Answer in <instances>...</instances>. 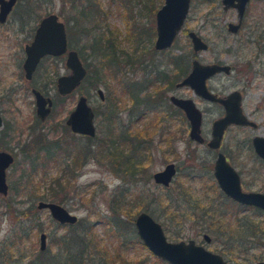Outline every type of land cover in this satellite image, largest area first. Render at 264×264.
I'll use <instances>...</instances> for the list:
<instances>
[{
  "label": "rangeland",
  "instance_id": "374dc122",
  "mask_svg": "<svg viewBox=\"0 0 264 264\" xmlns=\"http://www.w3.org/2000/svg\"><path fill=\"white\" fill-rule=\"evenodd\" d=\"M99 1L101 2L100 16L96 14L88 22L75 15V10L71 8V3L67 0H21L20 5L18 2L17 7L8 15L7 23L0 24V112L3 120V126L0 128V151L9 152L14 156V162L6 173L8 194L7 196L0 195V264H3L4 257L9 259L8 264H30L31 261L41 259L42 254L54 258L59 249L55 247V240H59L69 232L68 226L71 225L62 226L61 229L56 230V222L51 219L48 211L37 209L39 202L46 201L36 199L34 187L25 189V177L29 172L26 163L29 161L28 158L36 156L35 141L38 138L46 143L60 140V144L68 149L66 153L73 151L76 146L82 147L86 144L87 141L84 138L72 136V132L66 125L68 116L74 110L80 96L87 98L93 112L95 109L102 110L105 103H103L104 100L101 101L96 91L100 89L106 99L108 90L105 87L110 84L108 88L112 90L114 85H117L109 80L106 68L99 69L101 52L98 43L93 42L97 35L83 31L88 28L91 30L96 23L104 27L98 33H105V39L112 42V49L118 55L116 63L119 64L118 70L121 76L128 77L130 80L141 82L142 70L150 69L151 65L158 67L169 80L173 79L175 74L168 64V58L177 55L184 57L185 62H188V55L193 54L187 36V33L191 31L208 44V51L200 53L197 57L201 64L220 62L230 66L246 61L254 63L250 78L241 77L235 69L230 76L219 75L212 78L207 82V86L220 97L235 90L241 92L242 111L257 127L227 128L222 142V152H226L232 167L239 173L244 192H264V162L256 158L251 147L253 137H264V65H261L264 63V55L259 58L255 48L250 46L239 50L237 54L234 51H227L229 48H236L242 39L247 40L256 23L262 22L264 25L262 4L264 0H251L243 20L242 27L243 25L244 27H241L235 35L227 31L229 23L236 24L237 22L234 10L224 12L221 0H190L183 29L166 51H156L153 48L156 35L151 43L145 35L149 34L150 28L155 30V14L163 5L164 0ZM20 13L26 14V21L30 20L27 32L25 30L18 32V29H21L18 22ZM51 13L58 15L60 21L65 24L68 43L71 41V49L80 53L79 57L88 71L86 75L90 72L92 77L89 79L90 83L83 82L75 92L57 101L56 79L70 72L64 65L65 56L55 58V89L50 86L47 91L52 99L55 95L57 103L46 122L41 123L35 115L34 100L29 91L31 85L23 76L24 54L22 49L31 40L37 21ZM259 15H262L260 20ZM135 27H140L141 32L144 31L137 42L132 36ZM91 47L95 49L94 53ZM131 54L140 57L141 64L139 62L132 63V65L125 64L124 60H129L128 55ZM192 59L191 56L188 71H190ZM134 60L132 58V61ZM46 63L43 65L47 66ZM50 77L52 78V75ZM36 79L38 77L34 78V82ZM172 93L191 99L196 108L201 111V136L205 142L209 141L212 122L224 116L222 107L202 101L189 88L176 89ZM170 95L173 94H168ZM125 106L127 108V105ZM148 117L151 119L152 115L148 114ZM122 118L124 121L126 115L122 114ZM100 122V119L94 116L96 135L99 130H102L98 126ZM142 127L143 123L138 124L137 128ZM175 146L182 159L179 162V173L170 189L156 186L152 181L154 173L162 171L167 163L173 162L168 154L164 157L163 147L157 148L156 145H152V155L144 162V174L136 179L138 181L131 183H128L129 179L123 180L116 176L108 163H102L93 158L92 152V155L78 170L73 188L68 192L69 200L59 205L77 216L75 225L78 224L79 227L76 230L81 233V226L90 223L97 224L99 219L104 217L110 218L112 214L109 206L117 189L131 185L128 200L132 199L129 196L132 197L133 193V197L139 198L144 207L130 214L124 211L118 212L119 215H123L121 221L127 226L123 230L131 244L128 245V255H121L123 259L119 257L113 264H130V262L136 264L135 260H139L140 264H157L155 261L157 258L150 254L144 246L137 244L138 236L135 232L134 220L141 212L148 213L161 225L169 242L194 240L208 251L222 256L228 264L264 262V212L252 209L235 211L226 201L224 203L227 205L219 204L220 190L212 174L216 153L209 150L206 144L199 145L191 142L188 134L186 140L177 142ZM24 147L25 151L22 150ZM242 149L243 153H241ZM24 153L27 154L24 155ZM237 153L240 154L239 157L237 156L239 159L236 157ZM51 173L55 176V165ZM188 179L191 180L188 181ZM35 182H38L37 177H35ZM35 185L39 187L38 189L44 188L38 183ZM204 187L210 189H202ZM184 188L191 191L190 196L183 193ZM188 190L186 193H189ZM162 198L167 200L161 204ZM187 199L192 201L189 203ZM196 201H201L199 206L204 210H214L218 204L223 211L226 207H230L231 210L227 212L224 227H221L223 229L220 232L212 230L198 233L200 228L210 226L211 221L203 211L196 212L194 217L191 216ZM29 208H34L35 214L27 219L21 213L25 212L26 216L29 215L27 212ZM97 226L95 230L102 234L99 225ZM32 227H34L33 232L30 231ZM41 233L46 235L47 248L44 251L39 249ZM20 234L24 236H19ZM203 235L210 237L209 244L203 241ZM101 238L105 239L106 236L102 234ZM104 244L109 253L107 256L113 257V251L118 246L117 241L108 239ZM100 255L90 256L89 252H85L83 264L112 263L111 260H100Z\"/></svg>",
  "mask_w": 264,
  "mask_h": 264
},
{
  "label": "water",
  "instance_id": "95a60500",
  "mask_svg": "<svg viewBox=\"0 0 264 264\" xmlns=\"http://www.w3.org/2000/svg\"><path fill=\"white\" fill-rule=\"evenodd\" d=\"M250 0H221L222 10L227 12L234 10L237 15L236 24L229 23L227 31L230 34H237L242 27L247 5ZM17 0H0V24L5 23L8 15L15 6ZM190 7V0H164L163 5L155 16L156 38L153 48L156 51H166L174 43L176 37L183 29ZM191 43L192 51L198 55L208 51V44L203 41L195 32L187 34ZM26 58L24 71L26 79H31L38 62L45 56L60 57L66 54L65 68L70 74L60 76L56 81V90L60 97L72 94L86 77V69L75 50H70L67 43L65 26L58 21V17L51 14L44 18L36 32L33 42L25 47ZM231 67L226 64H201L194 59L191 64V71L188 76L177 86L188 87L200 99L222 106L224 116L215 120L211 126L210 140L207 147L217 151L220 148L223 136L230 126H241L256 128L257 125L249 120L242 111V94L235 90L224 97L212 93L207 88V81L219 75L229 76ZM101 101L104 99L103 92L96 91ZM36 101V116L44 122L50 114L51 100L44 98L37 91H33ZM171 102L184 111L189 121V139L197 144H203L201 136L202 114L191 99L171 98ZM47 106V107H46ZM66 125L74 134L94 138L96 128L94 124V112L89 106L87 98L80 96L74 110L66 120ZM3 120L0 112V128ZM252 146L255 154L264 161V137H254ZM14 158L11 154L0 151V195L7 196L8 185L6 173L13 164ZM175 176L173 164L166 165L162 171L152 176L156 186L168 188ZM213 177L219 190L233 202L242 206L254 207L264 212V193L244 192L241 187V180L236 170L226 161L222 153H218L213 167ZM38 210L48 211L51 219L61 226L75 225L77 216L68 212L59 204L51 202H39ZM134 228L142 245L155 258L167 264H226L222 256L208 251L203 245L194 240L169 242L159 223L148 213H139L134 220ZM203 241L209 244L211 239L207 235L202 236ZM40 251L47 248L46 235L39 236ZM258 264H264L259 262Z\"/></svg>",
  "mask_w": 264,
  "mask_h": 264
},
{
  "label": "trees",
  "instance_id": "16d2710c",
  "mask_svg": "<svg viewBox=\"0 0 264 264\" xmlns=\"http://www.w3.org/2000/svg\"><path fill=\"white\" fill-rule=\"evenodd\" d=\"M67 1L71 3V8L75 10V15L76 16L78 15L77 17L79 19L83 18L89 22L91 21L92 18L96 16V14H98L97 15L98 17L101 14L99 8L101 2L99 0H67ZM262 4L264 7V2ZM261 16L262 15H259V20L261 19ZM99 25L96 23L93 25L91 30H89L90 28H88V29H84L83 31L89 32L88 34L92 33L97 35V37L93 40V42L98 43L99 50L101 52L100 55L101 57L99 58L100 59L99 69L102 70L106 68L109 73V77H110L109 80L117 84L114 85L112 90L111 88H108L110 87V84H108V87H105L106 90H108L105 101L109 100L110 104H108V108L111 107L112 109H114V101L112 97L116 95V89L120 84V82L123 81V77L121 76L118 70L119 64L116 63V59L118 58V55L116 54L115 50L112 49L113 48L112 42H110L109 39H105L106 34L103 32L101 34L98 33L101 31L100 29L102 28L104 29V27H101ZM142 33H144V31L141 32L140 27H135V32L132 33V36L134 37V39H136L134 40L135 42L138 41ZM145 35L148 37L151 43L152 39L155 36V30L150 28L149 34H145ZM70 43H68L69 46ZM236 46H237L236 48L234 49L229 48V50L227 51L228 52L234 51L237 54L239 50L243 49L244 47L250 46L252 48H255L259 58L262 55H264V25L262 24V22H260L259 24L256 23L255 27L248 35L247 40L242 39ZM91 48L93 50L92 53H94L95 49L93 47ZM78 55H80V53ZM133 55L134 54L128 55L129 60H124V63L127 65H132V63L134 64L139 62L140 57L138 58L136 57V55L132 57ZM191 56L195 58L193 54ZM191 56L188 55L187 63H184V59L181 56H177V55L169 56L168 58L169 66L176 68V75L174 76V79L170 82L165 83L163 77L162 78L159 77L160 72L158 71V69H155V71H151L147 68H144L146 69V71L148 70L149 72L147 71L148 73L146 72L143 73L142 75L143 79L141 83H139V87H140L139 99L136 97V95L132 90L129 93L127 91V96L130 99V104L133 105L136 102V104L141 109L140 110L141 112L137 114L138 117L137 119H138V124L143 123V127L141 129L136 128L134 133H131V131L119 132L120 128L117 126L118 123L116 118L117 112H106V110L99 111L95 109L94 115L97 119H100L101 122L98 126L102 130L98 131V135L95 138L88 140L89 142H91L90 156L92 155L93 152V156H94L93 158L99 160V162L108 163L110 168L112 169L111 171L116 176L123 178V180L129 179L128 183L138 181L134 179L133 175H135V173L134 171H132V168L136 167L137 163L131 162L129 168L127 170H124L122 168L121 163H119L120 161L118 158L119 149L123 145V142H125L129 146H132L133 149H138V147L143 142L146 143L145 145H147L149 141L150 123H151V119L149 118L150 116L148 117V114L150 115L149 111L152 108H158V105L161 104L163 100L162 98L168 89L167 84L169 86H173L174 83H176L177 81L181 80L183 77L186 76L189 70V62ZM132 58H134L135 60L132 61ZM217 63L221 64L220 62ZM261 65H264V63H261ZM230 66H231V74L232 72H235V69H237L241 77L250 78V74H252V70H253L252 68L254 66V63H252L251 61H246V62L231 64ZM258 67L260 68V66ZM255 73L256 72H254V74ZM90 77L92 76L91 73L89 72V74L86 75L83 82L87 84L90 83L89 82ZM123 84L127 87L132 86V84L128 81L123 82ZM165 85H166L165 88L161 87ZM61 100L62 97L57 95V101H61ZM57 101L55 102V106ZM136 127H138V125ZM133 142H136L137 145H133L132 144ZM93 148L94 150H92ZM35 150H36V156L32 158H28L29 161L28 163H26L29 172L28 175L25 177V181H26L24 183L25 189L34 187L33 190L36 194V199L40 201H46L56 204H61L66 202V200H69L68 192H70L71 189L73 188V184L75 183V180L78 176V170L84 164L83 163L84 161L82 162L85 151L84 148L76 146V148H74L73 151L66 153L68 149L65 148V146H62V144H60V140L59 141L55 140V142L46 143L41 138H38L35 141ZM140 154L142 155V151ZM54 165H55V176H53V174L51 173L53 171ZM127 176H132V177L128 178ZM35 177H37L38 182H35ZM189 180L191 179H188V181ZM35 183H38V185H42L44 188L38 189L39 187L35 185ZM130 186L131 185H128L127 188L120 187L117 189V193L114 194L115 197L112 199V202L109 206L110 212L112 214L110 218L104 217L99 219L97 224L90 223L88 225L81 226L82 229L81 233L76 230V228L79 227L78 224L75 226H68L69 232L67 234H64L59 240H55V247L59 248L58 251L55 253V257L54 258L46 257L45 254H42L43 257L41 259L31 261L30 264H83V256L85 252H89L90 256L96 255L97 257L98 255L101 254L99 257L100 260L101 259H105L106 261L111 260L112 261L111 264H113V262H115L116 259H119V257L120 259H123L121 258V255L122 256L128 255L129 252L128 245H130L131 242L129 241V238L126 236L123 230V228L127 227L126 224L121 221V217L123 215L122 214L119 215L118 212L124 211L130 214L131 212L137 209L141 210L144 207L143 202L139 200V198L133 197L134 196L133 193H132V197L129 196V198L132 199L128 200V194L129 191H131ZM202 189H210V188L204 187ZM187 190L184 188L183 193H185L186 196H190L191 191L188 190L189 193H186ZM166 200H167L166 198H162L160 200V203L162 204ZM187 201L190 203L192 200L187 199ZM224 201L228 202L229 205L231 204L235 211L244 209L240 207L238 204L229 200L220 191L218 203L225 204ZM199 203H201V201L194 202L195 206L192 209L191 216L194 217L196 212L203 211L204 215L210 218L209 220L211 221V223L210 226H208L207 228L205 227L200 228L198 233L208 232L212 230L215 232L216 231L220 232L221 229H223L221 227H224L226 214L229 210H231L230 207H226L223 211L221 209V206L218 204L217 208H214V210L212 209L204 210L203 207L199 206L200 205ZM7 206L10 205L7 204ZM82 206H83V202H82ZM27 212H29V215L27 216L25 215L27 213L25 212L21 213L24 214L25 218L27 219L35 214L34 208H29ZM56 225H57L56 230L62 228L61 225L57 223ZM97 225H99L102 234L106 236L105 239L101 238L102 234H100L98 231L95 230L98 227ZM30 231L33 232L34 227L30 228ZM19 236H24V235L20 234ZM108 239H115L118 243V246H116L113 251L114 256L111 258L108 257L109 253L107 251V248L104 246L105 245L104 242H106ZM137 244L143 246L139 239ZM2 261H4L3 264H8L9 259L7 257H4ZM135 261H137L135 262L136 264H140L139 260H135ZM155 261L157 262V264H166L165 262L158 259ZM130 264L133 263L130 262Z\"/></svg>",
  "mask_w": 264,
  "mask_h": 264
},
{
  "label": "flooded vegetation",
  "instance_id": "af4514ba",
  "mask_svg": "<svg viewBox=\"0 0 264 264\" xmlns=\"http://www.w3.org/2000/svg\"><path fill=\"white\" fill-rule=\"evenodd\" d=\"M21 0H17L15 6L13 7V9H15L18 5V2H19V5H20V2ZM251 0L249 1V4H250ZM248 4V5H249ZM247 5V7H248ZM12 9V10H13ZM246 11H247V8H246ZM157 13V11H156ZM51 14H54V13H51ZM51 14H47L45 17L39 19L37 21V25L36 27L34 28V33L32 34V38L31 40L24 45L23 49H22V52L24 54V59H23V62H22V72H23V76H24V79L26 80L27 83H30V88H29V91H30V94L32 95L33 97V100H34V107H35V115H36V101H35V97H34V94H33V91H37L38 93H40L44 98H47V99H50L51 100V108H50V114L53 110V107L55 106V95L53 97V99L48 95V87L52 86L54 89H55V58H60V57H52V56H45L43 58H41V60L38 62L34 72L32 73V76H31V79H26L25 77V71H24V68H23V65H24V61H25V58H26V53H25V47L26 46H29L32 42H33V39H34V36H35V32L40 24V22L46 18L47 16L51 15ZM246 14V12H245ZM10 15V14H9ZM20 17L18 18V22L19 24L21 25V29L19 28L18 29V32L21 31V32H24V30L26 31L27 30V26L30 22V20L28 19L27 21L25 19H27L26 17V14L25 13H20L19 14ZM56 15V14H54ZM58 17V15H56ZM156 16V14H155ZM237 16V15H236ZM9 18V16H8ZM8 18L7 20L5 21L4 24L7 23L8 21ZM245 18V17H244ZM58 21H60L59 17H58ZM61 22V21H60ZM63 23V22H62ZM3 24V25H4ZM64 24V23H63ZM243 24V23H242ZM65 26V24H64ZM30 27V25H29ZM65 30H66V27H65ZM17 32V33H18ZM27 32V31H26ZM188 34V33H187ZM67 35V34H66ZM155 35H156V32H155ZM155 42V41H154ZM67 43H68V40H67ZM191 44V43H190ZM154 45V44H153ZM68 48H69V44H68ZM70 49V48H69ZM192 49V47H191ZM72 50V49H70ZM193 52V51H192ZM65 56V59H66V54L63 55ZM193 56H195V58L192 59V61L194 59H197V57L199 56L194 54L193 53ZM184 59V63L185 62V58L183 57ZM192 61H191V64H192ZM45 62H47L46 64H48L47 66L43 65ZM219 64V63H217ZM65 65V63H64ZM172 67V66H171ZM231 67V66H230ZM155 69H158V71L160 72V78L163 77L164 79V82H170L172 81L173 79H168L163 72L160 71V69L158 67H154L151 65V68L149 70L151 71H155ZM173 71H174V74L176 75V68H173ZM148 71V70H147ZM146 69L142 70V72H146ZM190 71H191V66H190ZM190 71L187 72L186 76L183 77L181 80L177 81L176 83L173 84V86H169L167 84V91L166 93L164 94L163 96V100L161 102V104L158 105V108H152L149 112L150 114L152 115V118H151V123H150V138H149V141L147 143V145H145L146 143H142L138 149H133L132 146H129L127 145L125 142H123V145L120 147L119 149V163H121L122 165V168L124 170H127L129 168V165L130 163H137V166L132 168V171H134L135 175H133L134 179H139L141 178V176L144 174L143 173V170L145 169L144 168V162L146 160V158H149L151 157L152 155V151H151V147L152 145H156L157 148H160V147H163L162 151H163V154H164V157H166V154H168L169 157H171L173 159V162H169L167 163L166 165L168 164H173L174 167H175V176L173 177L172 179V182L170 184V186L167 188V189H170V187L172 186L175 178H176V175L179 173V170H180V166H179V162L181 161V157H180V153L177 152L176 150V146L175 144H177V142L179 141H183V140H186V135L188 134V138H189V131H190V125H189V121L187 120L185 114H184V111L181 110L180 108L176 107L172 102H171V98L172 97H175L177 99H188V98H185L183 96H178V95H175V93H172L174 92V90L176 89H182V88H188V87H178L177 85L179 83H181L187 76L188 74L190 73ZM70 72V71H69ZM231 74V73H230ZM229 74V75H230ZM52 75V78L50 77ZM143 75V74H142ZM174 75V76H175ZM38 77V79L35 80L34 82V78ZM59 78V77H58ZM57 78V79H58ZM214 78V77H213ZM56 79V81H57ZM143 79V78H142ZM141 79V81H142ZM211 80V79H210ZM125 81H128L132 84V86L130 87H127L123 84V82ZM208 82V81H207ZM139 83H141L140 81H135V80H130L128 77H125L123 76V81L120 82V84L118 85L117 89H116V95L113 96V101H114V109H112L111 107L108 108V104H110L109 100L108 101H105V99H103V103L104 104V107L102 109V111L106 110V112H117V123H118V127L120 128L119 132H129L131 131V133H134V131L136 130V126L138 125V117H137V114L139 112H141L139 106L136 104V102L131 105L130 104V99L129 97L127 96V91L128 93L132 90L134 92V94L136 95V97L139 99V93H140V87H139ZM207 84V83H206ZM145 86V85H144ZM166 87V85L164 86ZM208 88V86H207ZM209 89V88H208ZM77 90V89H76ZM75 90V91H76ZM210 90V89H209ZM74 91V92H75ZM211 91V90H210ZM212 92V91H211ZM213 93V92H212ZM168 94H173V95H170L168 96ZM215 94V93H214ZM217 95V94H216ZM202 100V99H201ZM204 101V100H202ZM206 103H209V104H213V105H218V104H214V103H210V102H207V101H204ZM127 105V108L126 106ZM220 106V105H218ZM47 107V106H46ZM222 107V106H221ZM105 108V109H104ZM223 109V108H222ZM119 112V113H118ZM144 112V111H142ZM201 112V111H200ZM50 114L48 115V117L50 116ZM122 114H125L126 115V119L123 121V118H122ZM202 114V113H201ZM95 116V115H94ZM47 117V118H48ZM37 118V116H36ZM222 118V117H221ZM38 119V118H37ZM220 119V118H218ZM216 119V120H218ZM249 119V118H248ZM39 120V119H38ZM250 120V119H249ZM215 121V120H214ZM213 121V122H214ZM46 120L44 122H41V123H45ZM212 122V123H213ZM202 125V124H201ZM212 126V124H211ZM230 127H240V128H244V127H241V126H230ZM246 127V126H245ZM96 128V127H95ZM250 128V127H248ZM226 132V131H225ZM211 133V131H210ZM72 136L73 137H81V138H84L87 142L86 144L82 145V148H84V157L82 159V162L86 161L87 158L90 156L91 154V148H90V145H91V142H89L88 140L89 139H93V138H90V137H87V136H83V135H78V134H74L72 133ZM97 135H95L96 137ZM94 137V138H95ZM256 137V136H255ZM156 138V139H155ZM224 138V136H223ZM254 138V137H253ZM252 138V139H253ZM191 141V140H190ZM156 142V143H155ZM191 142H194V141H191ZM208 142V141H207ZM207 142H205L204 140V143L203 144H207ZM223 142V140H222ZM222 142H221V145H220V148L219 150L217 151H214V150H211L212 152L216 153V157H215V160L217 158V155L218 153H222L225 158H226V161L231 165V163L229 162V158H228V155H226V152H222ZM133 145H137L136 142H133L132 143ZM127 145V147H126ZM201 145V144H199ZM250 145V144H249ZM251 147L253 149V146H252V140H251ZM87 149H88V152H87ZM23 151H25V147L22 149ZM142 151V155L140 154ZM243 149L241 150V153H243ZM253 152H254V149H253ZM9 153V152H8ZM11 154V153H9ZM27 154V153H24V155ZM255 154V152H254ZM12 155V154H11ZM256 155V154H255ZM13 156V155H12ZM239 157L240 154L237 153L236 157ZM140 157V158H139ZM237 157V158H238ZM14 158V156H13ZM256 158H258V160H260V162H264L263 160H261L257 155H256ZM239 159V158H238ZM215 160H214V163H215ZM83 162V163H84ZM214 163H213V166L214 167ZM165 165V166H166ZM232 166V165H231ZM238 173V172H237ZM213 174V172H212ZM239 174V173H238ZM153 176V175H152ZM240 176V175H239ZM128 178H131L132 176H127ZM214 178V177H213ZM241 179V177H240ZM153 181V180H152ZM215 181V179H214ZM216 183V181H215ZM217 185V184H216ZM218 187V186H217ZM243 190V189H242ZM222 193V192H221ZM260 193H264V192H260ZM224 195V194H223ZM225 196V195H224ZM226 197V196H225ZM229 199V198H228ZM230 200V199H229ZM232 201V200H231ZM235 203V202H234ZM237 204V203H236ZM240 207L244 208L243 210H248V209H252V210H257L259 211V209L257 208H254V207H248V206H242L240 204H238ZM261 211V210H260ZM262 212V211H261ZM223 258V257H222ZM159 260V259H158ZM224 260V258H223ZM225 261V260H224ZM166 263V262H165ZM226 264H228L226 261H225ZM167 264V263H166ZM258 264V263H256Z\"/></svg>",
  "mask_w": 264,
  "mask_h": 264
}]
</instances>
